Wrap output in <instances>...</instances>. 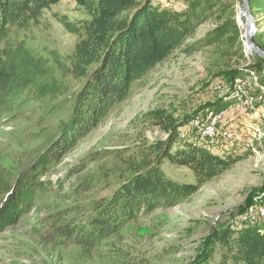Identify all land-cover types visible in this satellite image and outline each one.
Returning <instances> with one entry per match:
<instances>
[{
    "label": "trees",
    "instance_id": "obj_1",
    "mask_svg": "<svg viewBox=\"0 0 264 264\" xmlns=\"http://www.w3.org/2000/svg\"><path fill=\"white\" fill-rule=\"evenodd\" d=\"M61 1L0 0V115L35 104L41 114L57 118L52 131L37 135L43 141L26 167L19 169L14 161L0 164V232L36 211L41 240L79 247L91 257L99 247L113 246L112 240L140 215L185 202L250 151L235 145L212 151L194 138L180 143L190 116L155 108L135 115L133 122L156 127L164 136L149 140L139 130L132 145L112 150L109 166H98L96 174L83 173L98 157L93 153L53 181L50 175L62 159L130 97L135 84L177 51L190 56L213 48L217 59H226L217 75L229 89L248 76L243 68L258 75L264 61L251 54L254 65L232 68V60L238 66L246 63L235 21L238 0H71L79 18L57 20L76 37L73 50L64 55L34 46V30L44 27V14ZM248 2L253 17L264 13V0ZM211 21L210 31L188 42ZM233 103L221 100L208 106L210 115ZM235 151L240 152L237 157ZM165 160L187 168L195 183L171 179L162 170ZM72 176L76 180L69 183ZM101 184L98 192L95 187ZM255 195L257 200L249 197L245 207L264 206V190ZM113 252L115 264H149L118 247ZM185 264H264V225H218Z\"/></svg>",
    "mask_w": 264,
    "mask_h": 264
},
{
    "label": "rangeland",
    "instance_id": "obj_2",
    "mask_svg": "<svg viewBox=\"0 0 264 264\" xmlns=\"http://www.w3.org/2000/svg\"><path fill=\"white\" fill-rule=\"evenodd\" d=\"M157 0H152L156 2ZM235 5V21L243 36L245 17L242 14L241 1ZM66 16L71 21L79 18V12L71 0H62L44 14L43 28L34 30L33 45L39 48L57 49L66 55L73 50L76 37L65 31L57 17ZM257 32L254 40L264 47V13L253 17ZM213 28V22L200 26L192 40L201 39ZM246 63L236 65L232 60V68H243L254 65L252 53L244 51ZM253 59V58H252ZM226 59H217L213 48H203L186 56L175 52L164 62L156 65L144 78L134 85L130 97L116 106L101 125L67 154L50 178L55 181L66 173V169L93 153L98 157L87 164L84 174H96L98 166H109L108 154L115 149H123L132 145L136 133L142 131L147 139L163 137L156 127L136 125L135 115L145 111L164 108L178 117L190 116L179 134L180 143L187 138H194L212 151L225 149L229 151L233 145L241 151H250L249 156L232 164L229 170L205 183L196 194L185 202L171 208H157L147 215H140L132 221L118 238H114L113 246L99 247L91 257L84 254L76 246H54L39 237L42 230L36 220V211L24 217L18 225L4 228L0 232V264H115L114 249L117 247L128 251L131 259L144 258L149 264H185L196 253L197 246L218 225H239L250 207L245 202L264 190V107L257 102L248 104L234 103L224 111L219 127L241 135L242 140L228 142L223 138L215 140L199 139L191 126L195 117L203 120L211 116L208 106L218 101H225L229 84L217 75L225 69ZM241 85L243 97L254 94L256 87L249 74ZM260 83L264 82V64L259 74L254 71ZM240 81V80H237ZM236 81V82H237ZM264 85V84H262ZM229 101V100H226ZM12 115H15L14 117ZM10 115H0V164L7 165L14 161L17 168L22 169L30 162L43 141L39 135L49 133L56 127L57 118L43 115L35 104ZM13 117V118H12ZM184 134V137L181 136ZM38 135V136H37ZM194 136V137H193ZM198 138V139H197ZM240 154L235 151L234 157ZM6 157V158H5ZM163 172L174 181L194 184L190 171L164 161ZM96 178V175H95ZM76 180L72 176L68 182ZM99 185L95 190L101 192ZM264 219L258 221L257 227H263ZM219 259L216 254L215 260Z\"/></svg>",
    "mask_w": 264,
    "mask_h": 264
},
{
    "label": "built area",
    "instance_id": "obj_3",
    "mask_svg": "<svg viewBox=\"0 0 264 264\" xmlns=\"http://www.w3.org/2000/svg\"><path fill=\"white\" fill-rule=\"evenodd\" d=\"M249 74L254 80V85L256 87L255 93L253 95L247 94L243 97L241 92V85H244L245 82L237 81L233 85V88L228 90V94L224 98V100L226 101L233 99L235 102L238 101L239 104L243 101L246 104L255 101L264 107V85L258 82V79L253 71H250ZM224 114V112H220L215 115L209 116L205 120H203L199 116L195 117L191 121V126L194 129L196 136L199 139L204 140H215L220 137L228 142L239 143L242 140L241 135L235 134L227 129H222L219 127L220 121L222 120V115ZM181 136L184 137V134H181ZM260 219H264V206L258 207L257 210L253 209V207H250L243 217V222L250 225H257Z\"/></svg>",
    "mask_w": 264,
    "mask_h": 264
},
{
    "label": "water",
    "instance_id": "obj_4",
    "mask_svg": "<svg viewBox=\"0 0 264 264\" xmlns=\"http://www.w3.org/2000/svg\"><path fill=\"white\" fill-rule=\"evenodd\" d=\"M242 5V14L245 17V30L242 36L244 51L255 54L264 61V51L254 42L253 37L257 32L256 24L250 11L248 0H240Z\"/></svg>",
    "mask_w": 264,
    "mask_h": 264
}]
</instances>
